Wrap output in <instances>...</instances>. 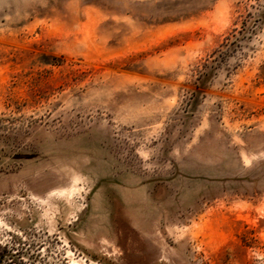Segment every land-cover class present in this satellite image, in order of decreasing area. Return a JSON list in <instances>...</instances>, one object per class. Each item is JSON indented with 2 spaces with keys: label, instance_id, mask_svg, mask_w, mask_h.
<instances>
[{
  "label": "rangeland",
  "instance_id": "obj_1",
  "mask_svg": "<svg viewBox=\"0 0 264 264\" xmlns=\"http://www.w3.org/2000/svg\"><path fill=\"white\" fill-rule=\"evenodd\" d=\"M21 233L25 264H264V0H0V264Z\"/></svg>",
  "mask_w": 264,
  "mask_h": 264
},
{
  "label": "trees",
  "instance_id": "obj_2",
  "mask_svg": "<svg viewBox=\"0 0 264 264\" xmlns=\"http://www.w3.org/2000/svg\"><path fill=\"white\" fill-rule=\"evenodd\" d=\"M233 37H229L227 38L226 43L223 45V48H225L226 50H217L215 51L211 56L210 59H213L211 62V64H214L216 62H218L225 54L228 53V51L231 49V46L234 44H237V40L232 39ZM228 49H227V48ZM208 62H210L209 60H207V63L202 64L200 66H197L194 70H193V76L198 77V80H206L210 75L211 72H208L207 69L209 67Z\"/></svg>",
  "mask_w": 264,
  "mask_h": 264
},
{
  "label": "flooded vegetation",
  "instance_id": "obj_3",
  "mask_svg": "<svg viewBox=\"0 0 264 264\" xmlns=\"http://www.w3.org/2000/svg\"><path fill=\"white\" fill-rule=\"evenodd\" d=\"M17 235L19 234L17 233ZM32 245V242L29 239L23 238V233H21L20 238H17L15 241L16 251H14V253H16L15 257L17 258V260L14 264H25L23 262L30 261V257L32 256V254H34V246ZM26 256L28 258H25Z\"/></svg>",
  "mask_w": 264,
  "mask_h": 264
}]
</instances>
